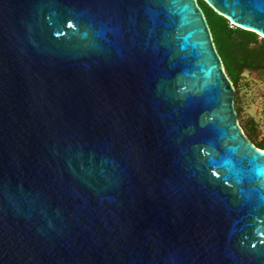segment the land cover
I'll return each mask as SVG.
<instances>
[{
    "label": "water",
    "instance_id": "obj_1",
    "mask_svg": "<svg viewBox=\"0 0 264 264\" xmlns=\"http://www.w3.org/2000/svg\"><path fill=\"white\" fill-rule=\"evenodd\" d=\"M264 35V0H204ZM0 264H264V150L198 0H0Z\"/></svg>",
    "mask_w": 264,
    "mask_h": 264
},
{
    "label": "trees",
    "instance_id": "obj_2",
    "mask_svg": "<svg viewBox=\"0 0 264 264\" xmlns=\"http://www.w3.org/2000/svg\"><path fill=\"white\" fill-rule=\"evenodd\" d=\"M209 22L217 50L222 57L225 71L233 82L238 94L241 92L242 78L246 71L258 73L264 80V38L258 33L234 25L229 19L217 13L204 0H198ZM210 10L212 15L206 13ZM235 71V75L232 73ZM242 102L236 97L239 116L242 115ZM247 125V127H246ZM242 124L248 139L259 149L264 150V135L260 137L253 121Z\"/></svg>",
    "mask_w": 264,
    "mask_h": 264
},
{
    "label": "rangeland",
    "instance_id": "obj_3",
    "mask_svg": "<svg viewBox=\"0 0 264 264\" xmlns=\"http://www.w3.org/2000/svg\"><path fill=\"white\" fill-rule=\"evenodd\" d=\"M206 13L212 15L208 9ZM260 36L264 38V35L260 34ZM232 73L235 75L234 70ZM237 96L242 102L240 106L243 113L239 116L241 126L243 123L246 125L253 121L262 137L264 135V80L262 77L256 72L246 71L242 78L241 92L238 94L236 91Z\"/></svg>",
    "mask_w": 264,
    "mask_h": 264
},
{
    "label": "flooded vegetation",
    "instance_id": "obj_4",
    "mask_svg": "<svg viewBox=\"0 0 264 264\" xmlns=\"http://www.w3.org/2000/svg\"><path fill=\"white\" fill-rule=\"evenodd\" d=\"M258 74V73H257Z\"/></svg>",
    "mask_w": 264,
    "mask_h": 264
}]
</instances>
